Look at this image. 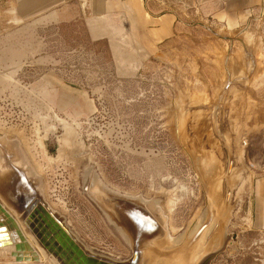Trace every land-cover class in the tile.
Instances as JSON below:
<instances>
[{"label":"rangeland","instance_id":"1","mask_svg":"<svg viewBox=\"0 0 264 264\" xmlns=\"http://www.w3.org/2000/svg\"><path fill=\"white\" fill-rule=\"evenodd\" d=\"M170 2L175 37L164 57L136 72L115 66L106 44L91 52L85 38L65 24L1 28L0 137L20 145L25 163L42 179L47 203L97 254L125 261L132 250L83 192L86 164L121 193L158 200L173 238L206 215L201 171L212 182L218 210L205 240L227 219L228 233L237 235L212 264H264V227L259 226L255 195L264 166L246 153L247 142L240 146L230 136L222 101L214 100L212 107V101L196 99L205 87L193 85L185 72L187 54L208 48L203 37L226 34L210 15L196 10L193 0ZM258 15L264 22V12ZM227 148L234 161L229 179ZM0 215L14 218L1 204ZM11 221L6 226L10 238L35 246ZM34 248L39 263H50Z\"/></svg>","mask_w":264,"mask_h":264},{"label":"crops","instance_id":"2","mask_svg":"<svg viewBox=\"0 0 264 264\" xmlns=\"http://www.w3.org/2000/svg\"><path fill=\"white\" fill-rule=\"evenodd\" d=\"M157 2L161 5L154 8L152 3ZM170 3L0 0V29H24L29 23L42 21L65 24L74 29L72 34L85 38L91 52H96L95 45L106 44L115 66L136 72L150 60L164 57L165 48L175 37L176 15ZM193 4L226 34L203 37L208 48L198 47L187 54L188 79L205 87L195 94L196 99L212 104L216 99L222 101L230 136L240 146L247 142L246 153L264 166V22L258 15L264 12V0H193ZM255 195L259 226L264 227V177L257 180Z\"/></svg>","mask_w":264,"mask_h":264},{"label":"water","instance_id":"3","mask_svg":"<svg viewBox=\"0 0 264 264\" xmlns=\"http://www.w3.org/2000/svg\"><path fill=\"white\" fill-rule=\"evenodd\" d=\"M228 153L229 179L234 161L229 149ZM22 159L15 141L0 137V199L19 217L27 234L60 264H212L228 245L237 240V235L228 233V219L210 239L205 240L218 210L212 200V182L201 171L198 175L206 191V215L195 229L193 226L177 240L170 237L167 219L156 203L152 206V202L141 197L109 190L89 165L85 168L83 192L104 215L117 220L126 230L132 250L131 257L125 261L97 254L88 249L68 227L65 218L50 207L42 193V179ZM230 198L228 188L226 210ZM6 226V222L0 223V248L11 244ZM21 247L18 245L17 249Z\"/></svg>","mask_w":264,"mask_h":264},{"label":"bare ground","instance_id":"4","mask_svg":"<svg viewBox=\"0 0 264 264\" xmlns=\"http://www.w3.org/2000/svg\"><path fill=\"white\" fill-rule=\"evenodd\" d=\"M7 139H8V137H7ZM11 139V138H10ZM10 139H8L9 141H12V140H10ZM17 141V140H16ZM17 145L19 146V148H20V151H21V154H22V161H25V157H26V155H25V153H24V151L22 150V148L20 147V145L17 143ZM26 165H27V163H26ZM87 166H89L88 164H86L85 166H84V168H83V171H82V179H81V185L83 184V182H84V180H85V175H86V167ZM30 170H31V168H29ZM85 169V170H84ZM32 171V170H31ZM102 179V178H101ZM102 182H103V184L109 189V190H111V191H114V192H119V193H121V191H119L118 189H116V188H114V187H112V186H110L107 182H106V180L105 179H102ZM42 193H43V188H42ZM44 194V193H43ZM46 195V194H45ZM127 195H129V194H127ZM129 196H132V197H136L135 195H129ZM44 197H46V196H44ZM45 199H47V198H45ZM150 202H152L151 203V205L152 206H154V203H158V200H156V199H150ZM0 204H1V206H3L5 209H7L8 211H10V213L14 216V220L16 221V224H17V226H18V228H19V230H20V232H21V234L25 237V238H27V239H31L33 242H34V244H35V246L37 247V249L40 251V252H42L44 255H45V257H46V259L50 262V263H46V264H60L59 262H58V260L52 255V254H50V253H48L45 249H43L39 244H38V242H37V240L33 237V236H31V235H28L27 234V232L25 231V229H24V227H23V225L21 224V222H20V219H19V217H17V215L14 213V211H12L10 208H8L3 202H2V200L0 199ZM162 209V208H161ZM162 211V213L163 214H165L164 213V211L163 210H161ZM10 217L11 216H9V215H0V223L2 222H6V224H8L9 222H10V220H12L13 221V219H10ZM106 218H107V220L109 221V223L110 224H112L114 227H115V229H116V231L120 234V236L124 239V241L125 242H129L128 241V239H129V234L126 232V230L123 228H121L120 227V225H119V223L118 222H116V221H114L111 217H109V216H107L106 215ZM12 221H11V223H12ZM199 224V223H198ZM198 224H196V225H194V228L193 229H195L197 226H198ZM8 228V227H7ZM19 232V231H18ZM9 235V234H8ZM170 237L172 238V239H174L172 236H171V234H170ZM12 238V237H11ZM11 238H9V241H11V244H9V245H6V246H3V247H1L0 248V262H2L1 264H41V262L39 263V260H40V257L38 258L37 257V255H36V252H35V246L31 243V242H29L28 240L26 241V240H13V239H11ZM178 238L179 237H176L175 239H177L178 240ZM18 245H20V247L21 248H18L17 249V247H18ZM129 245V244H128ZM130 247V246H129ZM11 252V253H10ZM41 254V253H40ZM40 256H42V255H40ZM37 258H38V261H37ZM44 259V258H43ZM41 261V260H40ZM45 264V263H44Z\"/></svg>","mask_w":264,"mask_h":264}]
</instances>
